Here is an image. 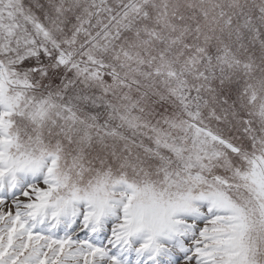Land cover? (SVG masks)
<instances>
[{
    "label": "snow or ice",
    "instance_id": "6c2138e0",
    "mask_svg": "<svg viewBox=\"0 0 264 264\" xmlns=\"http://www.w3.org/2000/svg\"><path fill=\"white\" fill-rule=\"evenodd\" d=\"M0 264H264V0H0Z\"/></svg>",
    "mask_w": 264,
    "mask_h": 264
}]
</instances>
